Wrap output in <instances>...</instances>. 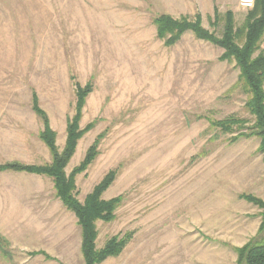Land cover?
I'll return each instance as SVG.
<instances>
[{
  "label": "rangeland",
  "instance_id": "obj_1",
  "mask_svg": "<svg viewBox=\"0 0 264 264\" xmlns=\"http://www.w3.org/2000/svg\"><path fill=\"white\" fill-rule=\"evenodd\" d=\"M195 5L186 11L156 0H0V167L49 162L33 94L61 150L75 86L90 84L80 128L92 129L65 171L101 135L97 157L75 179L76 197L83 201L114 170L102 198L122 202L113 222L97 223L96 247L133 234L118 257L101 264H236L235 242L259 227L261 210L239 197L264 200V153L251 135L237 68L218 61L222 50L191 32L171 47L156 38V16L187 13L194 20ZM247 12L235 16L236 27ZM205 19L219 37L222 24ZM230 117L246 122L232 133L210 126ZM0 237V264H83L76 219L44 177L0 171ZM40 252L48 258L32 255Z\"/></svg>",
  "mask_w": 264,
  "mask_h": 264
},
{
  "label": "trees",
  "instance_id": "obj_2",
  "mask_svg": "<svg viewBox=\"0 0 264 264\" xmlns=\"http://www.w3.org/2000/svg\"><path fill=\"white\" fill-rule=\"evenodd\" d=\"M218 23L222 24L219 37L204 29L198 16L190 20L187 17L175 19L162 14L152 20L156 38L163 41L166 47L175 45L184 33L191 32L197 40L222 49L223 52L218 61L234 63L238 70L239 85L247 96L245 110L254 122L250 128L251 135L260 139L259 151L264 153V49H261L264 37V0H256L254 8L247 12L241 26H235L230 12L222 17L214 16L211 27H217ZM75 87L74 112L66 121L65 141L62 149L59 150L57 147L56 133L50 128L48 117L39 108L36 96L33 94L31 109L42 124L38 139L49 153V162L37 165L14 162L1 166L0 171L8 170L49 179L55 197L76 219L80 230V252L83 264H101L108 258L118 257L132 239L133 234L131 232L116 234L109 237L101 248L96 247L97 223L113 222L116 217L115 212L122 202L120 196L108 200L102 198L115 180L114 170L106 173L85 195L83 201L80 202L76 197L75 179L84 173L97 157L101 135L88 147L80 163L69 174L65 171L76 151L78 142L92 129V124L80 128L82 111L88 95L92 92V86L86 84L83 87L79 85ZM245 122V120L230 117L211 121L210 126L219 129L222 133H232L234 129H240ZM244 136L250 137L249 134ZM239 197L253 203L261 212L260 224L255 236L243 246L233 248L236 254V264H264V200L251 195H240ZM2 242L5 243L0 237V252L4 251ZM33 254L48 258L43 252Z\"/></svg>",
  "mask_w": 264,
  "mask_h": 264
},
{
  "label": "crops",
  "instance_id": "obj_3",
  "mask_svg": "<svg viewBox=\"0 0 264 264\" xmlns=\"http://www.w3.org/2000/svg\"><path fill=\"white\" fill-rule=\"evenodd\" d=\"M156 1L160 2L161 4L166 2L167 9H169V7L170 8L171 7L177 8L178 6H180L186 11L189 9L193 10V8L195 9V6H196L195 3H197L198 12H197V14H195V17L198 16L200 18L201 26L204 29H206V28L203 26V17L206 18L205 22L207 23V25L211 26L214 16L222 17L227 12H230L232 14L233 20H234L235 16L242 11L238 7V0H156ZM173 2H179V3L176 6V4H173V5L171 4ZM165 15H169L172 18L178 19L180 17H186L189 14L183 13L181 16H178V17H174L175 15L173 13H166ZM245 17H246V15H245ZM245 17H244V19H245ZM243 22H244V20H243ZM234 23H235V21H234ZM261 49H264V37L262 39ZM256 230L257 229L255 228L252 231V234L248 235L249 236L248 238L253 236L255 234ZM248 238H246L242 242H235V245H236L235 247H241L242 245H244L246 240H248Z\"/></svg>",
  "mask_w": 264,
  "mask_h": 264
},
{
  "label": "built area",
  "instance_id": "obj_4",
  "mask_svg": "<svg viewBox=\"0 0 264 264\" xmlns=\"http://www.w3.org/2000/svg\"><path fill=\"white\" fill-rule=\"evenodd\" d=\"M256 0H238V7L242 11H251L255 6Z\"/></svg>",
  "mask_w": 264,
  "mask_h": 264
}]
</instances>
